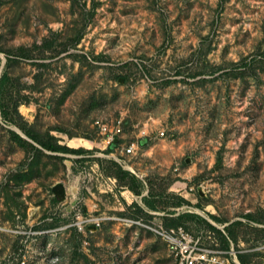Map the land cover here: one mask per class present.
<instances>
[{
	"label": "rangeland",
	"instance_id": "1",
	"mask_svg": "<svg viewBox=\"0 0 264 264\" xmlns=\"http://www.w3.org/2000/svg\"><path fill=\"white\" fill-rule=\"evenodd\" d=\"M0 56V77L8 76L7 118L0 111V264L19 255L25 264H176L153 231L159 224L214 232L212 221L224 235L240 223L231 228L237 240L264 239L247 222L264 223V0H0ZM96 121H122L127 136L162 130L149 145L172 143L179 172L194 171L186 182L193 204L166 213L195 217L172 226L161 219H173L166 213L124 208L118 192H102L97 163L74 166L68 154L10 138L24 125L84 148V140L101 143ZM103 152L92 155L118 157ZM77 170L84 178H73ZM148 183L166 207L171 182ZM58 187L64 197L56 201ZM73 191L91 199L90 207L66 196ZM78 219L86 221L82 232ZM24 232L40 235L23 248Z\"/></svg>",
	"mask_w": 264,
	"mask_h": 264
},
{
	"label": "crops",
	"instance_id": "2",
	"mask_svg": "<svg viewBox=\"0 0 264 264\" xmlns=\"http://www.w3.org/2000/svg\"><path fill=\"white\" fill-rule=\"evenodd\" d=\"M161 131L148 128L147 130H143L139 134H135L134 136H127L123 133L122 135L116 138L115 143L112 144L111 146H106L105 138L103 136H100V139H101L100 144L94 143L92 141H88L89 143L92 142V144H94V146L91 149L73 148L72 150H75V151L82 150L83 152L77 153V154H68L67 157L72 162H74L73 163L74 166L77 163L82 164V165H89V164L95 165L97 163L100 169L99 172L102 173L103 176L105 177H112L109 174H107V171L111 168V162H115L122 168L123 171L129 173L131 176L136 178L137 181L140 183L138 184L139 185L138 190L140 192V195H136L133 191L129 190L126 185H124V187L122 186L121 188L123 189L118 191V194L120 198L122 199L123 204L125 206L124 208H130L133 205H136L142 212L148 215H153V214L157 215L160 212L166 213L167 212L166 210L175 211V210H178L181 206L183 208L184 206H189V205H184V204L182 205L179 204L176 206L174 204L172 205L174 197H176L177 200L184 199L189 204L192 203V200H193L192 198L194 194H193L192 188L186 182L192 179L191 177H193L194 171H192V169L190 168L189 170L187 169V170L182 171V173L179 172L180 169L176 168V166L179 165V163L177 162V159L178 160L180 159L181 153H180V150L178 151L175 150V147L172 143H165L164 145L161 146L162 148L164 146L167 147V149H165L162 154H161L162 148L156 149L157 144L152 145V146L149 145L150 142L153 140L154 136L156 137V139H158L159 137L158 133ZM132 140H138L139 142V152L137 156L131 157V156L120 154L119 150L125 148L129 144V142H131ZM158 140H161V139H158ZM96 149L100 151H104L103 153L105 154L106 153L113 154L114 152H116L118 157H116L115 159L113 158L109 159L107 158V156L100 154V156L105 157L104 160H102V158H98V156H96L95 154L92 155V153L98 152V150ZM109 149H112L113 151L108 153L107 151ZM124 164H126V166ZM73 174H76L73 176V178H84L81 171L77 170L76 172H73ZM153 177H158V178L160 177L161 180H167L171 182L166 187V194H165L166 196L163 197L167 201L166 207H160L158 203L156 202V199L158 198V196L154 194L151 184L148 183L151 181ZM66 196L67 197L71 196V199L75 203H81V202L85 203L87 208L90 207L88 203L91 204L92 202L91 199L86 200L85 198L80 196V194L77 191L75 192L73 191L70 193L68 192ZM93 199H95V197ZM55 200L57 201L58 199L56 198ZM197 202L198 201H196V203ZM197 206H200V209L203 210V207L200 204L196 205V208ZM206 206H207L206 211H210L209 210L210 206L208 205ZM208 213H210V215H213L212 212H208ZM165 216H170L174 220H177V218L183 215L179 212L178 213L176 212L174 214L171 213L170 215L166 213ZM252 220L251 221L247 220V222L250 225L255 226L257 229L264 230L263 222H259L258 220H255V219H252ZM219 223H221V221ZM215 228H218V227H215ZM224 235L226 236V234ZM237 242L238 244L245 243L248 246V249L241 250L242 251L241 253L244 252L243 254H249V253L253 254L254 257H252L251 259L252 264H262L264 260V239L262 241H258V240L254 241V238L252 239L249 238L245 240L244 243L241 242L240 240H238ZM228 243H229L228 249H230L232 246L234 247L233 243L230 240H228ZM222 245L224 247L223 242H222ZM238 248L241 249L240 247ZM236 259H237V256H236ZM236 262L240 264L238 259L236 260Z\"/></svg>",
	"mask_w": 264,
	"mask_h": 264
},
{
	"label": "built area",
	"instance_id": "3",
	"mask_svg": "<svg viewBox=\"0 0 264 264\" xmlns=\"http://www.w3.org/2000/svg\"><path fill=\"white\" fill-rule=\"evenodd\" d=\"M95 125L99 130V134L105 138L106 146L114 144L116 138L122 134V121H117L111 127L101 121H96ZM158 136L164 137L165 133L161 131L158 133ZM119 152L122 155L131 157L137 156L139 152L138 140H132L125 148L119 150ZM124 165L126 166V164ZM98 178L102 180L100 188L104 193H114L115 191L118 192L123 189L115 178L105 177L101 173L98 174ZM77 213L80 214L81 210H77ZM85 222V220L78 219L74 227L82 232ZM93 225L99 228L100 221L93 220ZM153 231L166 244L176 264H238L236 262L237 252L234 247L232 246L230 249L224 248L215 232L201 230L197 233H190L183 227L167 228L161 224L155 226ZM22 235H24L26 239L20 244L25 248L27 240L30 237L36 239L40 233L32 234L30 232H24ZM19 252L21 253L22 250ZM4 261V264H14V262H17V264L26 263L24 258H21V255H19L17 260L7 258V260ZM50 261V263L54 264L58 259L52 258ZM262 263L264 264V260Z\"/></svg>",
	"mask_w": 264,
	"mask_h": 264
},
{
	"label": "trees",
	"instance_id": "4",
	"mask_svg": "<svg viewBox=\"0 0 264 264\" xmlns=\"http://www.w3.org/2000/svg\"><path fill=\"white\" fill-rule=\"evenodd\" d=\"M1 64H2V61L0 59V68H1ZM7 79H8L7 74H3L0 77V111H1V114L4 116V118H7V114H8L6 106L3 103L4 100H5L4 97H5V89H6V86H7ZM13 110H14L15 113H17V106H15ZM18 128L28 139H30L31 141L35 142L38 145V147H35L33 144L29 143L28 141L23 139L18 134L14 133V132H10L11 140L14 141L15 143H17L18 145H20L21 147L29 148V149H32V150H35V151H38V152H40V150H45L47 152L56 153V154H77V153H82L83 152L82 150L75 151V150L69 149V148H67L65 146L59 145L57 143V140L54 137L50 136V135L46 136L45 138H40L37 135H35L34 133H32L24 125H18ZM112 151H113L112 149H109L107 152L110 153ZM110 170L111 171H113V170L115 171L112 174L115 175L116 179L120 182V184L126 185L129 190L133 191L136 195H140V192L138 190V188H139L138 184H140V183L137 181L136 178L131 176L129 173L123 171L122 168L115 162H111ZM107 174H109V170L107 171ZM26 180H28V179H26ZM179 204L180 205L184 204V205H189L190 206V204L184 199H179L177 205H179ZM132 207L137 208L139 211H141L136 205H133ZM197 208L200 209V206H197ZM208 216L214 222H217V223L220 222L219 219H217L213 215L208 214ZM187 217L190 218V217H195V216L183 215V216H180L179 218H177V220H174V219L169 220L167 217H164V218H161V219L172 222L173 223L172 226H177V225L180 224L181 220H183L184 218H187ZM247 219L251 221L253 218L251 216H248ZM258 221L259 222H263L261 220H258ZM207 225H208V227L211 230H213L214 232H217L218 234L221 235L222 241L224 243V248L228 249V244H229L228 240H230L233 243L234 249L237 252L236 256H237V259H238L240 264H252L251 259H252V257H254V255L251 254V253L243 254V253L240 252V249L238 248V242H237L238 240L236 238V235L231 230V228L234 227V225H240V223L231 224L229 226L230 229L226 228L225 229L226 236L223 235L221 232H219L211 224L207 223ZM261 231H264V230H261Z\"/></svg>",
	"mask_w": 264,
	"mask_h": 264
},
{
	"label": "water",
	"instance_id": "5",
	"mask_svg": "<svg viewBox=\"0 0 264 264\" xmlns=\"http://www.w3.org/2000/svg\"><path fill=\"white\" fill-rule=\"evenodd\" d=\"M0 59H2V65L5 63V58L3 57V56H0ZM17 134H19L23 139H25L26 141H28V142H30V143H32V144H34L30 139H28L20 130H18V129H15L14 130ZM35 145V144H34ZM55 192H56V195H57V199L58 200H60V199H62L63 197H64V195H63V191H62V189L60 188V187H58L56 190H55ZM213 226H215V227H217L214 223H212V222H210Z\"/></svg>",
	"mask_w": 264,
	"mask_h": 264
},
{
	"label": "bare ground",
	"instance_id": "6",
	"mask_svg": "<svg viewBox=\"0 0 264 264\" xmlns=\"http://www.w3.org/2000/svg\"><path fill=\"white\" fill-rule=\"evenodd\" d=\"M79 143V142H78ZM81 146L84 147V148H87V149H90L93 147V144L92 143H89L87 141H82L81 142Z\"/></svg>",
	"mask_w": 264,
	"mask_h": 264
}]
</instances>
